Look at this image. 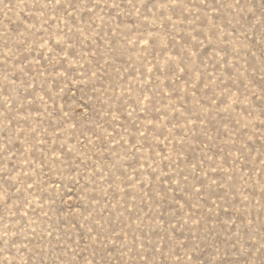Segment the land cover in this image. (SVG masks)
Listing matches in <instances>:
<instances>
[{"label": "rangeland", "instance_id": "rangeland-1", "mask_svg": "<svg viewBox=\"0 0 264 264\" xmlns=\"http://www.w3.org/2000/svg\"><path fill=\"white\" fill-rule=\"evenodd\" d=\"M0 264H264V0H0Z\"/></svg>", "mask_w": 264, "mask_h": 264}]
</instances>
